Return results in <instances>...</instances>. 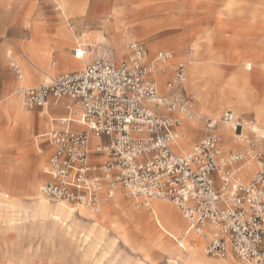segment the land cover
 I'll list each match as a JSON object with an SVG mask.
<instances>
[{"label":"built area","instance_id":"obj_1","mask_svg":"<svg viewBox=\"0 0 264 264\" xmlns=\"http://www.w3.org/2000/svg\"><path fill=\"white\" fill-rule=\"evenodd\" d=\"M128 51L120 61L111 52L102 53L80 70L19 89L29 109H42L51 97L68 98L78 109L75 119L53 120V150L43 168L48 179L40 186L41 196L95 208L103 188L120 185L129 198L175 204L206 238L208 256L225 258L230 250L241 262L264 264V130L242 131L240 120L226 110L220 118H202L204 136L188 153L174 152L171 143L179 121L173 112L192 117L188 98L158 92L147 76L143 44L130 42ZM83 54L74 49L76 58ZM155 58L165 64L170 55L158 51ZM11 68L18 76V66L12 63ZM185 78L186 68L178 64L166 85L176 91ZM220 121L234 124L244 151L224 153ZM70 124L83 129L73 130ZM92 136L98 141L90 151ZM91 154L101 159L92 162ZM247 161L256 169L244 182L236 171Z\"/></svg>","mask_w":264,"mask_h":264},{"label":"rangeland","instance_id":"obj_2","mask_svg":"<svg viewBox=\"0 0 264 264\" xmlns=\"http://www.w3.org/2000/svg\"><path fill=\"white\" fill-rule=\"evenodd\" d=\"M61 1L63 3L64 12L61 11L56 0H3V4L0 0V9L7 8L11 11L9 21L17 20L18 23L19 21H23L17 33L21 37L28 39L26 42H18L17 39L13 38L8 42L4 35H0V42L2 39L8 42L4 43V60L9 63V66H11L12 62H15L19 66L23 79L27 81L24 83L23 87H33L40 84V78L43 75L41 68L42 61L47 63L48 66H50L52 62H56L58 65L59 59L50 58L53 45L56 46L57 49L59 48V50L64 51L65 54L62 53L64 56L72 58V54H74V49L76 47L75 37H79L82 32H91L95 35L101 34L106 37L107 52L113 53L114 57L118 59H123L122 54H120L117 49V43L119 41H122L123 45H127L130 42H139L143 44L148 53L147 58L153 56L157 51L169 52L178 50L177 52L171 53L172 59L169 61L165 73H160V76H162L161 81L157 77L159 91L163 94L167 93L166 81L171 77L174 68L178 64H181L178 61L179 58L191 49L194 53V57L198 58V65L208 70L210 69V75L201 76L197 83L191 85L189 89L187 88L188 86H181L182 90L179 94L188 98L190 108L201 110L204 114L203 118H220L227 108H232L240 121H242V119L255 121L257 119L256 117L264 112V71L260 68L252 72L251 82L236 83L233 87L234 93L225 97L219 94V86L223 87L230 79L233 72V70L230 69L225 71L226 74H223L220 66L225 64L226 66L234 67L235 64L232 62H221L217 59L222 58L226 60L233 57L237 52V54L240 55L242 54L241 50L244 49L246 45L239 39H236L235 42H230L232 40V34L226 35L225 39L223 42H220V44H209L206 36L207 34H212V32L206 29V20H198V22L196 16H202L203 14L210 15L212 19L210 29H212L219 13H226L225 10L230 0H150L145 1L148 3L149 7L147 9L148 11L143 13L142 17L132 12L128 17L123 15L124 17L122 18L121 15L120 20L119 17L113 15V8L116 6L119 10L120 7H124L125 0H118L117 2L115 0ZM126 1L134 4L132 8L136 9L138 7L137 4L143 0ZM236 1L239 2L240 8L231 14L239 19L237 23H248L253 17L256 18L255 22H260V19L263 18L264 2L259 4L257 0ZM93 19L96 22L93 21ZM116 21L121 22L125 28H127V25L131 22L135 24L142 21L147 24L143 28H135L130 31L126 29V34L117 37L110 27V25L114 24ZM156 26H160V30L164 32L168 31L173 33L176 42L169 43L168 39L157 37L159 33L162 32L156 33ZM71 27L73 28L71 29ZM0 29V32L6 33V37L10 38L12 30L6 28L5 22L0 21ZM64 30L72 33L74 38L73 43L61 45V38L65 33ZM150 38L151 43L148 41ZM196 40L200 42V44L201 41L208 44H203V54L201 51H198ZM98 43L101 44L100 41H98ZM209 55L212 56V58H210L208 62L207 58ZM58 57H60V51H58ZM59 68H63V71L71 70H65L63 66ZM59 68L53 72V77L59 74ZM190 68L187 69V84L190 83ZM221 75H223V77L220 81ZM18 85L17 78V86L12 90L9 89L7 92L5 91L2 96L3 100L0 102V168H2V171L14 172L22 179L19 188H15L12 183H2L0 184V191L8 192L15 197H21L24 194L27 195L30 193L26 189L32 186L31 179L33 177H35L34 179L37 184L32 192L35 191L39 193L40 186L47 177L43 168L48 158L49 135L47 136V132L51 126V123L46 122L42 116H39L40 109L32 111L27 106H24L21 110L25 114L21 115L15 112L11 100L18 97L15 94ZM6 86L7 83L5 84V88ZM212 103L215 104L213 110L210 108ZM206 107H209L210 110H207ZM73 111L76 117L78 115V109L73 108ZM58 113L59 112L56 110L49 109V114L52 117H55ZM43 115L47 116L46 113H43ZM31 118L38 120L42 125L32 128ZM262 127L264 128V125ZM72 128L80 130L83 127L72 126ZM200 129L199 131L196 130V136L185 145L187 147L186 151H189L193 145L204 136L203 119ZM244 131H248V129L245 128ZM180 139L182 138H180L179 133V141ZM223 140L226 141L224 138ZM227 148L230 150L225 151L222 148L225 154L236 152L237 150L244 151L242 146H240V148L239 146L237 148L228 146ZM178 151L182 152L181 150ZM33 159L42 161L38 170L32 165ZM122 190L124 191L122 193L123 202L127 203L128 207L133 208L135 211H155L157 222L161 223L162 226L174 222L173 216L164 210L165 207H170L184 221L185 225H189L182 217L180 210L172 202L152 200L149 203V209L146 208L147 210L145 209L146 206L134 208L129 201L130 198L126 196L125 190L123 188ZM13 191H15V193H13ZM110 194L111 191L109 188H103L100 194V210L96 214L102 212L104 209V204H102L103 199L110 198V205L106 208L109 221L118 226L132 227L135 233L140 235V232L132 223L130 216H126L125 213H123V208L119 202L112 201L113 197H109ZM29 222L30 221L27 220L26 224H29ZM10 235L11 238H14L16 231H8L0 227V241L7 239ZM27 236L30 237L34 244L40 243L43 245L51 241L55 243L58 242L57 237L44 234L41 231L28 233ZM139 239L143 245L147 242L143 236H140ZM175 242H177V240H175ZM148 244L150 250L149 256L145 259V264H175L174 259L170 258L164 249L151 243ZM52 251H55L57 254L62 253V250L59 248L51 250L45 247L39 250L43 255H47ZM65 252L73 253L71 250H65ZM204 255L212 260L225 259L208 256L205 253ZM130 256L132 255L130 254ZM0 264H17V262L4 260L2 263L0 262ZM36 264L47 263L44 258H42L38 260ZM103 264L108 263L104 261ZM178 264L181 263L179 262Z\"/></svg>","mask_w":264,"mask_h":264},{"label":"bare ground","instance_id":"obj_3","mask_svg":"<svg viewBox=\"0 0 264 264\" xmlns=\"http://www.w3.org/2000/svg\"><path fill=\"white\" fill-rule=\"evenodd\" d=\"M115 1L117 2L118 0ZM145 1L150 0L140 1L137 4L138 7L133 9L132 7L134 4L128 3L125 0L124 7H120L119 10L116 8V6H114L113 15L119 17V20L121 19V15L122 18L124 16L128 17L132 12L137 13L138 16L140 15L142 17L143 13H146L149 7L148 3ZM257 1L259 4L264 2V0ZM56 2L58 3L61 11L64 12L62 1L56 0ZM239 8V2L236 0H230L229 5L225 10L226 13H219L212 29H210L212 20L210 15L203 14L202 16H196L197 21L203 19L206 20V29L212 32V34H207L206 36L207 42L209 44H220V42H223L225 39L226 35L232 34V40L230 42H235L236 39H239L242 40L246 45V47L241 50L242 54L240 55L237 54V52L233 57L226 60H223L222 58L217 59L221 62L225 61L226 63L232 62L235 64V66L233 65L234 67H229L225 64L220 66L223 74H226L225 71L230 69L233 70L232 75L226 84L223 87L219 86V94L224 97L234 93L233 87L236 85V83L251 82L252 72L256 71V69L260 68L264 71V16L260 19V22H255L256 18L253 17L248 23L239 24L237 23L239 19L235 16H232L233 14H231L232 12H236ZM93 21L95 20L93 19ZM146 24L147 23H143L142 21H139L135 24L131 22L129 25H127V28H125L121 22L116 21L114 24L110 25V27L114 34L118 37L122 34H126L127 30L130 31L131 29L135 28H143L146 26ZM72 28L73 27H71V29ZM155 30L157 31L156 33H159L160 31L162 32L159 33L157 37L166 38L168 39L169 43L176 42L173 33L160 30V26H156ZM64 31L65 33L61 38V45L73 43L74 38L72 33L67 30ZM75 41V49L77 48L78 50L82 51L84 53L83 56L76 58L73 55V57L70 58L64 56L62 51H60L58 65L56 62H52L51 65L48 66L47 63L42 61L41 68L43 75L40 78V84L52 79L53 72L58 70V68L61 66L65 67V70H69L74 64L76 66L79 65V67L83 66V63L85 65V63L89 62L94 56H100L102 53L110 54L106 49V37L101 34L95 35L91 32H82L79 37H75ZM98 41H100L101 44H99ZM148 41L151 43V38ZM196 43L198 51H201L203 54L202 46L204 43H207L202 41L201 44L198 41ZM128 44L123 45L122 41L117 43V49L120 54H122L123 59H125L128 55ZM177 51L178 50H172L169 52L165 51L170 55V58L165 62V64H162L156 60V53L153 56L147 58V50L143 58V61L148 65L149 68V73L147 76L153 79L158 92L162 95H170L173 92L179 94V92L182 90V88H178L176 91H173L170 90L166 85L167 93L163 94L159 91L157 81V77L161 81L162 76H160V73H165L166 67H168L169 61L172 59L171 53ZM210 58H212V56L209 55L207 58L208 62ZM116 59L118 61L122 60L118 58ZM178 61L186 68V78L182 86H188V89L191 85L197 83L201 76L210 75V69L208 70L207 68L198 65V58L194 57V53L191 51V49L187 51V53L183 54V56H181ZM12 63L16 64L15 62ZM161 68H164V72L160 70ZM189 68L191 77L190 83L187 84V69ZM18 71L19 74L17 78L19 86L15 90V94L18 97L12 99L11 104L15 112L22 115L25 113L22 112L21 109L24 106L26 107V105L23 97L19 94V89L27 88L20 86L24 85V83L27 81L23 79L19 66ZM220 77L221 78L219 80L221 81L223 75ZM52 103H54V101L49 100L39 112V116H42L46 122H49V120L47 116L43 115V113L47 112L49 106ZM64 107L69 108L71 118L75 119L76 117L74 116L73 108L77 107L72 103H67ZM214 107L215 104L212 103L210 108L213 110ZM210 108L206 107L207 110H210ZM190 109L194 113L192 117H188L186 114L178 111L173 112V115L179 121V124L175 128V137L171 143V148L178 154H186L189 152L188 150L186 151L187 147L185 145L196 136V130H201L200 127L202 124V118L204 117L203 112L201 110L192 108ZM226 110H231L232 114L236 117V114L232 108H227ZM54 118L55 117L50 119L51 126L47 132V136L50 134L51 129L56 128V125L52 121ZM256 118L257 119L255 121H247L242 119V121L239 123V126H242V131H244L245 128L249 130H264L262 127L264 125V112ZM31 121L32 128L42 125L34 118H31ZM71 126L76 125L72 124ZM217 130L222 137L221 145L225 151L230 150L227 148L228 146L233 148H237L238 146L240 148V146H242L244 150L246 149L244 144L237 141L233 123L220 121ZM179 133L180 138H182L180 141ZM223 138L226 141H224ZM95 141L96 138L92 136L89 141L90 151L93 150ZM178 150H181L182 152H179ZM41 164V160H32V165L36 170L39 169ZM255 169V163L253 161H247L238 171H236V174L242 181L247 182L254 173ZM0 174V184L12 183L14 184L15 188H19L21 186L22 179L18 174L14 172L2 171V168H0ZM34 178L35 177L31 179L32 186L26 189L30 192L27 195L24 194L21 197H15L8 192L0 191V227H3L8 231H16L14 238H11L10 235L7 237V239L0 241L1 263L4 260H7L9 262L16 261L17 264H36L38 260L44 258L47 264H103L104 261H106L108 264H145V259L149 256L150 250L148 243H151L164 249L170 258L174 259L175 264H178L179 262L181 264H246L245 262L239 261L230 250L228 251L225 259L212 260L205 257L204 253L206 254V238L200 234H197L194 231L193 226L183 217L182 214V217L189 225H185L184 221L174 212V210H172L170 207H165L164 210L173 216L174 222L162 226L161 223L157 222L155 211H135L133 208L128 207L127 203L123 202L122 193L124 191L120 185L110 189L111 194L109 197H113L112 201L119 202L121 204L123 213H125L126 216H130L132 223L140 232V235L136 234L132 227L118 226L117 224L109 221L106 208L110 205V198L103 199L102 204H104V209L102 212L96 214L97 211H99L100 200L95 208H90L85 205H71L62 201L52 202L41 196L40 192H32L36 188L37 184ZM13 193H15V191H13ZM152 200L169 201L156 198L146 200L141 196L130 197V201L135 207L146 206L145 209H149V203ZM27 220L30 221L29 224H26ZM34 231H41L44 234L53 235V237L55 236L58 238V242L55 243L54 241H51L44 243L43 245L40 243L34 244L30 237L27 236L28 233ZM140 236H143L147 241L144 245L139 239ZM175 240H177V242H175ZM45 247L51 250L59 248L62 250V253L57 254L55 251H52L47 255H43L39 252V250ZM65 250H71L73 253L71 254L65 252ZM130 254L132 256H130Z\"/></svg>","mask_w":264,"mask_h":264},{"label":"crops","instance_id":"obj_4","mask_svg":"<svg viewBox=\"0 0 264 264\" xmlns=\"http://www.w3.org/2000/svg\"><path fill=\"white\" fill-rule=\"evenodd\" d=\"M2 2V4H3V0H1ZM10 14H11V11H10V9H0V21L1 22H5V26H6V28L8 29H11L12 30V34L10 35V38H7L6 37V33H4V32H0V35L2 34V35H4L5 36V38L7 39V41L9 42V41H11L13 38H15V39H17L18 40V42H21V41H23V42H26L28 39L27 38H23V37H21L17 32H18V30H19V27H20V25H21V23L23 22V21H19V23H18V21L16 20V21H14V20H10L9 21V19H10ZM24 27H26V28H28L27 26H24ZM1 30V29H0ZM57 33H58V30H57ZM2 39V38H1ZM6 41L5 40H3L2 39V41L0 42V102H2V96H3V94L5 93V91L7 92V90H12V89H14V87H16L17 86V78H16V75H15V73L13 72V70H12V68H11V66H9V63L8 62H6L5 60H4V50H5V46H4V43H5ZM8 42H6V43H8ZM58 51H62V50H59V48L57 49V47L56 46H52V50H51V53H50V58H53V59H59L60 57H58ZM62 53L63 54H65V52L64 51H62ZM67 54V53H66ZM67 55H69V54H67ZM72 55H74V54H72ZM96 56H94L91 60H90V62L95 58ZM7 63H8V66H7ZM89 62H87V63H85V65H84V63L82 64L83 66H80L79 67V65H73V66H71L70 68H71V70H69V71H77V70H80V69H82L83 67H85L87 64H88ZM78 67V68H77ZM11 69V70H10ZM69 71H63V68H60V70L58 71V73L60 74V73H63V72H69ZM58 75V74H57ZM7 83V86H6V88H5V84ZM19 86V85H18ZM20 86H23V85H20ZM62 99H64V100H62ZM49 100H51V101H54V103H52L50 106H49V108H48V110H47V112H45L46 113V115H47V118H49L48 120H49V123H51V121H50V119H52L53 117L52 116H50V114H48L49 113V109H51V110H56V111H58L59 113L58 114H56V116H55V118H58V117H67V116H70L71 115V113H70V111L67 109V107L65 108L64 106L67 104V103H72L68 98H61V99H55V98H50ZM32 110V109H31ZM34 110V109H33ZM32 110V111H33ZM36 110H38V109H36ZM40 110H42V109H40ZM54 118V119H55ZM53 119V120H54ZM52 120V121H53ZM54 122V121H53ZM55 124V123H54ZM72 124H70V128L71 129H73L72 128V126H71ZM180 126V125H179ZM76 127V126H75ZM178 128V127H177ZM83 129V128H82ZM82 129H80V130H82ZM73 130H75V129H73ZM80 130H76V131H80ZM97 138H96V141H95V143H94V145H93V147L95 146V144L97 143ZM49 151H48V156H49V154L52 152V150H53V148H52V146H51V144H50V141H49ZM93 151V150H92ZM101 158H99V157H97V156H95L94 154H91V161L92 162H97V161H99ZM48 179V177H46V179L45 180H47ZM130 201V200H129ZM131 202V201H130ZM100 204H101V201H100ZM131 204H132V202H131ZM133 205V204H132ZM100 206L101 205H99V210H100ZM133 207L135 208V206L133 205ZM137 208V207H136ZM97 212H99V211H97Z\"/></svg>","mask_w":264,"mask_h":264},{"label":"snow or ice","instance_id":"obj_5","mask_svg":"<svg viewBox=\"0 0 264 264\" xmlns=\"http://www.w3.org/2000/svg\"><path fill=\"white\" fill-rule=\"evenodd\" d=\"M262 135H264V133H262Z\"/></svg>","mask_w":264,"mask_h":264}]
</instances>
